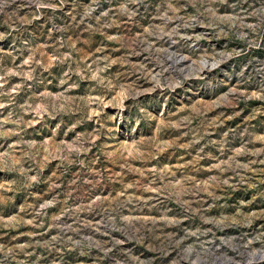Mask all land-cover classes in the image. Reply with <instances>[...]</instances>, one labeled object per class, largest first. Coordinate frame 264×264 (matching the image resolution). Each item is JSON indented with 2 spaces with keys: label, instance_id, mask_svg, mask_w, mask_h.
<instances>
[{
  "label": "rangeland",
  "instance_id": "1",
  "mask_svg": "<svg viewBox=\"0 0 264 264\" xmlns=\"http://www.w3.org/2000/svg\"><path fill=\"white\" fill-rule=\"evenodd\" d=\"M0 264H264V0H0Z\"/></svg>",
  "mask_w": 264,
  "mask_h": 264
}]
</instances>
